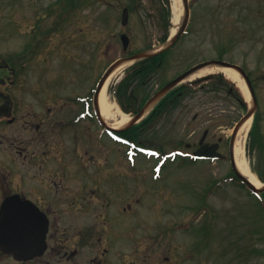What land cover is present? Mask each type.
<instances>
[{
  "label": "rangeland",
  "instance_id": "1",
  "mask_svg": "<svg viewBox=\"0 0 264 264\" xmlns=\"http://www.w3.org/2000/svg\"><path fill=\"white\" fill-rule=\"evenodd\" d=\"M169 1L172 12L173 0ZM61 2L0 0V64L4 65L0 74H15L7 87L14 102L23 103L22 116L17 115L25 122L20 141L27 158L32 152L39 154L44 173L53 167V158L41 153L56 139L59 144L60 137L54 139L53 134L70 120L60 129L72 151L73 198L86 196L89 229L103 239L99 245L96 236L90 241V247L96 248L90 257L107 248L110 264H264V237L255 225L256 206L251 207L254 199L229 179V162L179 166L178 159L164 162L157 173L160 161L138 154L131 164L127 147L102 135L94 121L74 122L85 109L82 100L92 95L99 77L114 61L146 46L153 47L152 52L160 50L165 0H76L79 8L68 14L60 6L70 5ZM178 3L182 19V0ZM189 6L186 32L169 49L157 74L136 93V104L200 62L224 60L241 66L258 100V125L247 137L245 156L254 176L264 179V0H189ZM123 8L129 10L125 26L120 24ZM170 21L173 35L172 13ZM122 33L129 38L126 51L120 42ZM130 66L109 89L113 101ZM219 75L184 81L188 94L161 118L152 134L139 129L140 146L186 151L185 144H193L208 130L212 140L221 139L222 151L227 152L233 128L246 114L232 93L237 92L248 109L252 102L248 90L243 95ZM59 119L62 125L54 123ZM18 126L16 122L10 131L11 127L0 125V135L17 139ZM6 159L0 146V165ZM79 167L88 171L85 190L80 174H75ZM109 238H114L110 244ZM0 264L16 263L2 258Z\"/></svg>",
  "mask_w": 264,
  "mask_h": 264
},
{
  "label": "flooded vegetation",
  "instance_id": "2",
  "mask_svg": "<svg viewBox=\"0 0 264 264\" xmlns=\"http://www.w3.org/2000/svg\"><path fill=\"white\" fill-rule=\"evenodd\" d=\"M0 84V125L5 124L7 127H11L10 131H12L14 130L12 128L13 125L19 122L17 139L15 137H13L14 139H8V137L5 138L3 135H0V146L5 149L7 158L0 165V208L10 197H17L23 203H27L29 217L26 221L22 220L23 229L20 233L21 237L27 234L33 238L28 249H37L39 242L36 241L35 237L38 239L40 237L41 216L46 220L45 249L42 255L15 261L10 255L0 250V260L4 258L16 264H110L107 263V259L105 258L108 255L107 248H104L101 253L99 252L90 257V254H93L96 250L95 247H90V241H93L96 236L97 245H99L103 243V239L89 229L87 223L88 201L86 196L73 198L72 151L68 146L70 141L66 140L68 136L65 137L62 134V128L60 129L64 125L67 127L70 120H67L64 125H62L63 121L60 119L54 122H58L62 126L56 125L59 126V131H55L57 134H53V138L56 139L58 136L65 141L59 139L58 144V139H56L54 142H51L54 144L53 146L51 144L50 147L48 146L49 150H43L44 152L41 153L42 156L47 154L53 158V167L50 168L48 174L44 173L42 165L39 164V154L32 152L31 156L27 158L25 155L26 149L23 146V142L20 141L25 130V122H23V119H17V115L22 116L23 103L17 102L16 104L14 102L9 92L10 88L4 86L2 78H0ZM88 101H90V98ZM83 104L85 105V109H83L81 114L77 115L79 119H75L74 122L81 121L80 118L92 120L100 128L103 135L104 129L95 116L92 104L90 102ZM166 114L168 112H164L160 118L152 117L146 124V132L152 134L156 124L161 122V118ZM69 136L71 135L69 134ZM63 142L64 144H61ZM161 147L158 146V149ZM185 148L187 149L186 152L182 150L178 151V158L183 157L184 153L186 156L190 155L193 157L196 151L202 149L204 155L214 156L219 154L220 157L217 160L207 157L201 159L195 158L196 162L208 165H212L216 161H227L230 163L229 149L224 153L222 151L221 139L217 141L212 140L210 131L208 130H204L201 137L193 144H185ZM52 149H54L53 152ZM76 170L78 172L76 171L75 174H80V179H83L84 185L82 183V186L85 190L86 186L88 187V171H85L83 167H79ZM103 170L104 168L98 172L100 180H103ZM42 174L45 177H42ZM244 188L247 194L252 199H255L253 202H256L258 213L255 225H257L259 236L262 239L264 237V192L256 194L247 186ZM251 207L253 208V205ZM129 209L131 208L129 207ZM21 211L24 213V207ZM34 217L37 219L36 224L33 219ZM113 240L114 238H109L108 244ZM262 244L264 248L263 239ZM262 257L264 258V256Z\"/></svg>",
  "mask_w": 264,
  "mask_h": 264
},
{
  "label": "water",
  "instance_id": "3",
  "mask_svg": "<svg viewBox=\"0 0 264 264\" xmlns=\"http://www.w3.org/2000/svg\"><path fill=\"white\" fill-rule=\"evenodd\" d=\"M182 4H183L184 14H183V18L181 20V24H180L176 34L173 37H171L165 43V45L161 48V50H159L158 52H154V53L149 52V51L140 52L138 54H134V55L130 56L127 59L118 60V61L114 62L113 64H111L109 66V68L105 71V73L103 74L100 82L98 83L95 94H94L93 105H94V109H95V112L97 114L98 119L100 120L101 124H103L105 126V128L107 130L112 131L113 129L108 128V126H106L104 124V122L102 121V118H101L99 107H98V96H99V93H100L105 81L110 76V74L123 61L138 62V61L150 58L156 54L162 53V52L169 50L171 48L175 44V42L183 35V33L185 32V29L187 27L188 21H189L188 0H182ZM127 20H128V11H127V9H124L122 11L121 24L125 25L127 23ZM121 42H122L123 49L126 50L128 47V44H129L128 37L126 35H121ZM209 65H218L221 67L234 69L242 77V79L244 80V82L248 88V91H249V94H250V97L252 100V108L236 124V126L233 130V134H232L231 139H230V157H231V163H232V167H233L235 174L243 182H245V184L251 190H253L255 192L263 191L264 188H262L261 190L257 189L248 180H246L243 176L240 175V173L236 169L234 158H233L234 140H235V137L237 135V132H238L239 128L241 127V125L244 123V121H246L248 118L253 116L255 111L257 110V101H256L255 93H254V90L252 88L251 82H250L248 76L246 75L245 71L239 65L231 64V63H228V62L223 61V60H210V61L202 62L198 65L193 66L189 70L185 71L184 73H182L181 75H179L178 77H176L175 79L170 81L164 87H162L158 91V93L155 94L145 104L144 108L132 118V120L129 123V125L127 126V128L138 123L144 117V115L146 114V112H147L148 108H150V106L152 107L153 105H155L165 94H167L170 90H172L174 87H176L180 82H182L184 79H186L192 73L198 71L199 69H201L205 66H209ZM195 155L197 157H204V155L202 153V149H199L195 153ZM216 157H218V155L213 156V158H216ZM23 207L25 209L24 213L21 211V209H23ZM27 208H28L27 203H23L17 197H10L3 203V205L0 209V250L4 253L12 255V257L17 261H21V260H25V259H28V258H31L34 256L42 255V253L45 249L46 220L44 219L43 216H41L42 217L41 225H40L41 227L39 228L40 229V237H39V239L37 237H35L36 241L39 242L37 249H33V248L28 249V247L31 245L30 242L33 240L32 237L28 236L27 234H26V236L21 237L20 232L23 229L22 220L26 221L27 218L29 217V213L27 212ZM33 219H34V222L36 224L37 223L36 217H34Z\"/></svg>",
  "mask_w": 264,
  "mask_h": 264
},
{
  "label": "trees",
  "instance_id": "4",
  "mask_svg": "<svg viewBox=\"0 0 264 264\" xmlns=\"http://www.w3.org/2000/svg\"><path fill=\"white\" fill-rule=\"evenodd\" d=\"M64 2H61L67 4H72L74 8L79 7L80 5L76 4V0H63ZM82 4V2H80ZM63 10V14H68L67 8H64L60 6ZM60 9V8H59ZM60 9V10H62ZM164 19L163 24L161 28L162 35L159 38V43H165L167 38L169 37L172 24L170 22L171 17V10H170V1L165 0V6L162 9ZM63 18H60L59 22L64 21ZM37 36V35H36ZM37 40V39H36ZM151 49V46H146L145 48L140 49V51H145ZM167 52H163L161 54L155 55L153 57H150L148 59L139 61L135 64H133L129 70H128V76L123 79L116 87L114 91V96L122 110L126 113H136L141 108L142 103L140 106H136V93L139 91L141 87L145 84V82L151 78L153 75L157 74L160 67L165 63V57L167 56ZM10 61H12V58L10 57ZM219 80H223L221 76H218ZM253 88L255 90V86L253 85ZM234 92V90L230 89ZM190 89L184 85L178 86L174 88L172 91H170L154 108V110L138 125L134 126L131 129L122 131L119 133L120 136L126 138L129 141H135L137 144L140 143V133L139 129L144 128L148 121L155 116V114H160L163 111L176 107L182 98L188 94ZM233 97H236L239 102L242 110L246 111L247 106L245 102L242 100L240 95L237 92L232 93ZM147 97V96H146ZM145 97V98H146ZM258 125V111H256L254 118H253V127L251 128L249 132V136H253L254 130L256 129ZM140 140V141H139ZM249 148V147H247ZM248 150V149H247ZM234 179L239 181V179L234 176ZM240 182V181H239ZM256 219V218H255Z\"/></svg>",
  "mask_w": 264,
  "mask_h": 264
},
{
  "label": "bare ground",
  "instance_id": "5",
  "mask_svg": "<svg viewBox=\"0 0 264 264\" xmlns=\"http://www.w3.org/2000/svg\"><path fill=\"white\" fill-rule=\"evenodd\" d=\"M178 2L179 0H173L172 4V22L175 27L174 30H176V28L178 27L182 14V9ZM131 64L132 61L122 62L107 78L98 96V106L102 119L108 127L116 130L124 128L131 121V117L120 112L116 103L110 98L109 89L115 79L119 78L122 75L123 71ZM216 73H221L227 80L234 83L235 86L243 92V95L247 94V88L242 77L234 69L221 67L218 65L205 66L190 75L184 81H190L192 79L201 78ZM250 126L251 118L244 121V123L239 128L234 140L233 158L235 166L240 175L248 180L254 187L262 188L263 184L254 176V174L250 170L248 161L245 156V144Z\"/></svg>",
  "mask_w": 264,
  "mask_h": 264
}]
</instances>
